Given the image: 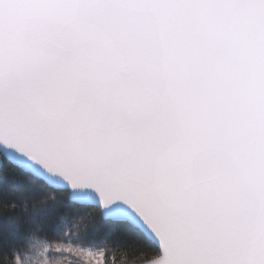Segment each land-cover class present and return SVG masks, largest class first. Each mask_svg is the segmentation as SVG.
<instances>
[{
  "label": "snow or ice",
  "instance_id": "6c2138e0",
  "mask_svg": "<svg viewBox=\"0 0 264 264\" xmlns=\"http://www.w3.org/2000/svg\"><path fill=\"white\" fill-rule=\"evenodd\" d=\"M6 163L134 244L41 239L50 195L42 264H264V0H0Z\"/></svg>",
  "mask_w": 264,
  "mask_h": 264
},
{
  "label": "trees",
  "instance_id": "16d2710c",
  "mask_svg": "<svg viewBox=\"0 0 264 264\" xmlns=\"http://www.w3.org/2000/svg\"><path fill=\"white\" fill-rule=\"evenodd\" d=\"M54 195L57 206L54 208L55 219L53 221L54 231L45 229L38 233L43 240H71L77 245L85 244L108 245L112 247L116 243L128 247L131 251L134 244L131 238L121 239L118 235H107L100 231V217L94 210L80 205H67L62 203L66 197L59 192L38 191L30 183L29 178L11 164H4L0 170V229L15 231L21 238L16 243L25 251V259L36 261L38 249L42 251L47 245H37L34 250L29 251L28 241L31 238L30 218L33 213L42 207L41 202L47 197ZM52 205V201H47ZM15 207H12V206ZM117 264H135L134 258H124L123 253H117Z\"/></svg>",
  "mask_w": 264,
  "mask_h": 264
},
{
  "label": "rangeland",
  "instance_id": "374dc122",
  "mask_svg": "<svg viewBox=\"0 0 264 264\" xmlns=\"http://www.w3.org/2000/svg\"><path fill=\"white\" fill-rule=\"evenodd\" d=\"M36 261L33 263L31 260H26V264H42V256H41V250L38 249L37 256H36Z\"/></svg>",
  "mask_w": 264,
  "mask_h": 264
},
{
  "label": "water",
  "instance_id": "95a60500",
  "mask_svg": "<svg viewBox=\"0 0 264 264\" xmlns=\"http://www.w3.org/2000/svg\"><path fill=\"white\" fill-rule=\"evenodd\" d=\"M0 170H1V167H0Z\"/></svg>",
  "mask_w": 264,
  "mask_h": 264
}]
</instances>
